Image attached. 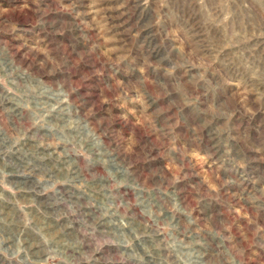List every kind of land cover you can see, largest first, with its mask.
I'll list each match as a JSON object with an SVG mask.
<instances>
[{
  "label": "rangeland",
  "instance_id": "obj_1",
  "mask_svg": "<svg viewBox=\"0 0 264 264\" xmlns=\"http://www.w3.org/2000/svg\"><path fill=\"white\" fill-rule=\"evenodd\" d=\"M0 264H264V0H0Z\"/></svg>",
  "mask_w": 264,
  "mask_h": 264
}]
</instances>
